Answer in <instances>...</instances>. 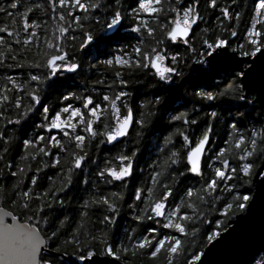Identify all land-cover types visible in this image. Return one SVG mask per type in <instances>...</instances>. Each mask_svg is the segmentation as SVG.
Returning a JSON list of instances; mask_svg holds the SVG:
<instances>
[{
    "label": "snow or ice",
    "instance_id": "obj_1",
    "mask_svg": "<svg viewBox=\"0 0 264 264\" xmlns=\"http://www.w3.org/2000/svg\"><path fill=\"white\" fill-rule=\"evenodd\" d=\"M49 3L57 23L51 31L45 28L42 33L39 30L44 21L32 18L40 10V4L29 7L24 0H9L8 9L15 12L0 6V13L6 17L18 16V21L11 19V27H0V45H7L6 51L0 50V64L7 60L15 63L24 49L34 57L29 60V66L41 70L29 74L30 84L9 78L5 88L0 89V120H5L7 125H19L37 113L40 118V123L34 124L40 132L23 141V147L33 151L28 157H21L37 160L39 156L38 166L19 191L15 185L11 191L0 186V203L12 208L5 211L0 207V264H53L50 254L67 256L69 248L82 264H96L93 257L98 253L94 249L117 260L120 259L118 253L131 252L136 256L139 252L147 255L153 264L160 258L166 260V264H206L201 258L204 253L193 247L198 237L201 246H215L222 241L217 240L219 232L201 236L200 225L207 218L204 208L214 207L212 202L220 199L218 189L232 195L235 185L227 181L238 175L241 183H248L255 175L258 144L260 154L264 155V125L247 137L244 134L233 137V133L240 132L233 123L224 141L225 147L210 154L207 151L212 132L210 124L195 140L190 139L187 127L177 130L174 135L181 141L180 148H176L172 135L165 136L163 143L170 147L152 162L147 178L137 175L139 141L153 119L159 124L165 120V113L176 112L172 108L171 93L176 90V78L184 76L183 66L188 64L196 65L190 86L193 96L198 97L197 103L227 98L239 102V108L254 109L257 103L264 105V0L254 5V23L246 33L247 48L244 43L233 47L228 39L229 35L237 36L233 21L239 20L240 13H232L227 7H220L221 34L208 37L205 29L197 35L202 22L200 0H133L127 9L123 0H107L106 3L103 0H49ZM205 3L210 8L219 6L216 0H205ZM57 6L66 12L57 15ZM101 9L105 10L104 18L95 21L101 25L99 30L95 27L86 30L84 21L94 19V14ZM128 13L132 20L131 33L142 41L148 38L151 44L143 50L133 45L130 50L121 46L115 55L107 53L111 58L99 63L117 68L114 79L106 84L96 82L103 84L107 91L98 96L68 91L58 96L55 107L45 105L41 99L44 88L56 85L60 73H78L81 69L78 53L87 54L89 49L100 51L119 42ZM5 36L11 39L6 41ZM69 41H78L71 55L65 47ZM15 66L23 67V64L15 63ZM224 68L227 74L221 84L227 87L212 85L211 78ZM121 70H127L129 76L140 73L149 78V83L158 86V90L151 93V99L133 101L135 110L128 102L132 95L128 90L129 78H125ZM209 87L213 90L197 91ZM254 92L259 93L258 98L252 95ZM165 93L169 95L166 97ZM192 111L199 115L195 105ZM216 116L215 111L209 114V118ZM167 121L171 125L177 122L183 126L197 125L195 116L187 112L168 115ZM0 141L8 144L3 134ZM229 141L237 150V159L241 162L238 167H230L229 160L223 158L229 151ZM101 146H107L103 150L111 155L103 158L94 155L93 149L99 150ZM3 151L6 153L7 147ZM44 158H48L47 162ZM213 165L217 166L213 168ZM89 166H92L91 171L85 174L84 169ZM44 168L56 169L55 179L48 177L46 187L38 185L39 173ZM202 168H213V174L205 179ZM18 174H25V169L19 165L11 172L13 177ZM189 175L203 181L200 187H179L183 181L177 182L176 178ZM129 184L132 188L128 199L132 203L128 208L136 227L127 231L118 244L110 243L109 230L127 203L125 189ZM74 186L83 195L78 201L77 216L70 221L62 209L70 203L68 194ZM38 187L40 190L36 191ZM233 199L235 207L241 211L251 206L248 202L252 198L248 194L235 195ZM224 207L228 209L233 205L226 203ZM93 208L103 210L95 221L90 216ZM86 220L95 225L94 231L88 230ZM66 225L70 231L66 230ZM137 228L142 229L138 235ZM68 264L73 261L69 260Z\"/></svg>",
    "mask_w": 264,
    "mask_h": 264
},
{
    "label": "trees",
    "instance_id": "obj_2",
    "mask_svg": "<svg viewBox=\"0 0 264 264\" xmlns=\"http://www.w3.org/2000/svg\"><path fill=\"white\" fill-rule=\"evenodd\" d=\"M103 2H107V0H103ZM260 0H216V3L219 5L216 8H210L205 3V0H200L199 11L201 13L202 22H200L199 29L197 30V35L202 33L205 29L208 30L207 36L212 37L217 34H221L219 32L220 25V7H227L230 12L240 13V18L238 21H233V25L235 31L237 32L236 37L228 36V39L231 41L232 46L236 47L237 44L244 43L245 48H247L246 43V33L250 30L251 24L254 23L253 16L254 13V5L259 3ZM9 0H0V6L4 7L6 10L15 12L16 10L8 9ZM34 3H38L41 5L40 10L36 11V14L32 17L36 19L39 17L44 23L41 25L40 32L42 33L45 28L51 31L57 20L53 18V13L51 12L52 5L49 3V0H24V4L32 7ZM124 8L127 9L129 5L133 4V0H123ZM23 11V8L20 9ZM60 12H66V9L57 6L56 14L58 15ZM104 9H101L99 12L94 14V19L91 21H84V27L86 30L95 29L99 30L101 27L100 24H96V19L103 20L104 18ZM47 17V18H46ZM11 19H16L18 21V16H14ZM11 19L6 17L3 13H0V27L5 25L12 26ZM67 21V18H66ZM225 26L228 25V22L225 21ZM132 20L131 14L128 13L127 17L124 21V25L127 27H131ZM78 34V33H77ZM226 35V34H225ZM121 36V35H120ZM23 37V33H21V38ZM11 38L5 36V40L9 41ZM78 41L73 42L69 41L65 44L69 55L72 54V47ZM151 44V41L148 38H144L142 41L137 34L131 33L127 35L121 36L119 42L116 45L111 44L107 48L101 49L97 51L95 49H89L88 53L85 54L83 51L78 53L79 62L82 67L76 74H59V82L53 87H45L43 90V95L41 97L42 102L51 107H55L57 104L58 96L61 93H66L68 91H75L80 93L81 95L89 94L92 96H98L102 93V91H107L104 88L103 84L96 83L97 81H103L106 83H111L114 79L115 72L117 71L116 67L105 66L100 61H103L106 58H111V56L107 55V53L113 54L115 47L123 46L127 49H131L133 45H139L141 49L148 47ZM7 45H0V50L6 51ZM42 50V45H41ZM184 46H180V51L183 52ZM117 52V50H115ZM191 55V53H190ZM33 55L31 52H25L24 49H21V54L18 55L17 61L15 63L23 64V67H16L15 63L12 60H7L5 63L0 64V89L5 88V85L8 82V79L11 78L14 81L20 83L30 84V81H27V78L30 73H36L37 70L35 68H31L29 66V60L33 59ZM196 65L188 64L183 66L182 71L184 76L182 78L177 79V87L174 92L171 93L172 99V108L176 109L175 113L167 112L165 113V120L160 122L159 124L155 119L149 124V126L143 131L142 136L139 141V159L137 162V175L142 178H147L149 171L151 170L152 162L157 160L158 156H162V154L167 150V147L163 143V138L168 135H172L173 142L176 144V148H180L181 141L177 135H174L177 130H183L187 127V133L189 134L190 139L195 140L198 138L203 129L210 124L212 126L211 138H210V146L208 148V153L214 152L219 147H225L224 141L228 138L229 133L231 132V125L233 123L237 124L240 132L233 133V137L238 134H244L247 137V134L253 130H257L264 125V109H262L258 104H256L254 109L251 108H239V102L230 100L227 98L218 99L213 102H203V104L197 103L198 97H194L192 94L191 84V76L192 69ZM122 74H124L125 78H129V88L128 90L131 92V99L128 101L133 105L135 110V104L133 101L139 102L140 100L151 99V93L158 90V86L149 83L148 77H143L142 74L136 73L135 75L129 76L127 70H121ZM227 70H221L219 75H214L211 78V84L217 85L220 84L221 87H227L226 84H221V81L226 78ZM71 77V79H67V77ZM11 87V85H8ZM95 89V90H94ZM200 90H213L211 87L206 89H197ZM10 96L11 92L8 93ZM110 94V93H109ZM166 97L169 93L164 94ZM26 102V101H22ZM195 105L196 109L199 112V115H196L192 109ZM215 111L217 116L215 118H209V114ZM179 112H187L189 116H195L197 119V125H188L183 126L179 122L175 125L169 124L167 121V116L172 114H178ZM8 114L6 113V116ZM15 115V110L12 112V116ZM9 116L8 118H12ZM40 118L39 114L33 115L26 122H22L19 125H7L5 120H0V134L5 135L8 139V144L4 145L3 141H0V156L3 159H0V186L6 191H11L13 186H17L16 190L19 191L28 183V177H30L38 166L39 156L37 160H31L30 158L21 159V157H28L29 154L33 151V149L28 148L25 149L23 147L24 139H31L36 133L40 132V129L34 127V124H39ZM132 137H135L134 132L131 133ZM259 141V137H258ZM132 145L129 143L128 147ZM7 147L8 151L5 153L3 149ZM107 146H101V149H93L94 155H99L101 158L111 155L104 151L103 149ZM229 151L225 153L223 158L229 160L230 167H238L240 165V161L237 159V150L232 148V141H229L227 145ZM55 151V150H54ZM260 147L256 149V157L254 158L255 168L253 172L256 173L258 168L261 166L264 155L260 154ZM45 162H47L48 158H44ZM8 165H12L11 168ZM17 165L22 166L25 169V174H18L16 177L11 175V172L16 171ZM217 165H213V168ZM91 167H86L84 169L85 174H89L91 171ZM213 168H203V174L205 179L209 178L213 174ZM56 169L44 168L43 171L39 173L38 185L46 187L49 183L48 177H53L55 179L54 173ZM236 175V174H234ZM253 177L248 181V183H241L239 181V177L237 175L236 179L229 180L226 183L234 184L235 189L232 195H229L227 191L220 192L217 190L220 195V199L213 201L214 207L204 208V212L206 215V220L203 224L200 225V234L202 237H206L210 235L211 232H219L222 233L228 228V223L233 220L238 214L243 213L240 209L235 207L236 201L233 199L235 195H244L248 194L252 197L254 193V184ZM90 178V177H89ZM177 182L183 181L179 183V187L182 189L185 185L200 187V184L203 181L198 177H194L192 175L184 177H177ZM141 181H137L139 184ZM82 186V185H81ZM223 187V185L221 186ZM132 185L129 184L128 188L125 189V199L127 203H125L121 210L120 214L116 219L115 224L109 230V242H115V244L119 243V240L125 236L127 231H130L131 228L136 227V225L131 220V211L128 208V204L132 203L128 196L130 194V190ZM40 187L36 189L39 191ZM61 195H64L61 193ZM83 194L79 191L78 187H73L68 194V199L70 203L62 209L63 215H66L71 221L73 218L77 216V209L79 207L78 201ZM232 204V208L226 209L224 205ZM0 207H4V209L11 211L12 208L10 206H5V204L0 203ZM102 209H90V216L93 221L97 217L102 214ZM224 215H221V213ZM88 230L94 231L95 225L91 223H87ZM66 230L70 231L68 225L65 226ZM142 231L141 228H137L136 234L138 235ZM114 244V247H115ZM193 247H197L198 250L204 251L207 246H201V239L198 237L196 244ZM192 249L189 248V251ZM63 251V248L61 249ZM98 254L95 256L100 257H111L106 256L103 253L99 252V249H94ZM68 261H73V264H82L75 256L72 255V249H68ZM120 255V261L127 264H153V261L149 259L147 255H142L139 252L136 256H133L131 252L129 253H118ZM53 264H68V261L65 259L50 255L49 257ZM261 258H258L254 264H259ZM98 264V263H96ZM157 264H166V260L160 258L157 261Z\"/></svg>",
    "mask_w": 264,
    "mask_h": 264
},
{
    "label": "water",
    "instance_id": "obj_3",
    "mask_svg": "<svg viewBox=\"0 0 264 264\" xmlns=\"http://www.w3.org/2000/svg\"><path fill=\"white\" fill-rule=\"evenodd\" d=\"M231 54L229 52V55ZM252 95L259 97V93L254 92ZM257 104L264 109V105ZM253 184L254 193L248 202L251 206H246L245 211L231 220L228 228L220 233L217 240H221L222 243L215 246L207 245L201 257L206 264H254L258 258H261L259 264H264V160L253 177ZM6 219L7 222H11L10 218ZM50 255L68 261L66 256H61L59 253L52 252ZM93 259L98 264H127L115 257L94 256Z\"/></svg>",
    "mask_w": 264,
    "mask_h": 264
},
{
    "label": "flooded vegetation",
    "instance_id": "obj_4",
    "mask_svg": "<svg viewBox=\"0 0 264 264\" xmlns=\"http://www.w3.org/2000/svg\"><path fill=\"white\" fill-rule=\"evenodd\" d=\"M127 34H131V27H127L126 25L121 29V32H120V35L123 36V35H127ZM117 43H115L114 45H116ZM115 47V50L119 49L120 46ZM115 50L113 51V54L112 55H115L117 54V52H115Z\"/></svg>",
    "mask_w": 264,
    "mask_h": 264
}]
</instances>
